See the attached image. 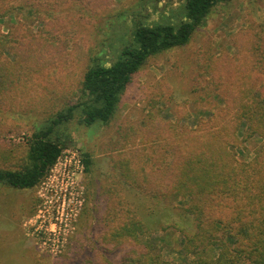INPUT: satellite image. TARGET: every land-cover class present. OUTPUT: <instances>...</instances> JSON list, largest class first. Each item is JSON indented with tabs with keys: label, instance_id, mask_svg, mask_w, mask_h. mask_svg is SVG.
I'll return each mask as SVG.
<instances>
[{
	"label": "rangeland",
	"instance_id": "374dc122",
	"mask_svg": "<svg viewBox=\"0 0 264 264\" xmlns=\"http://www.w3.org/2000/svg\"><path fill=\"white\" fill-rule=\"evenodd\" d=\"M33 1L32 17L0 19L1 170L24 165L35 131L81 101L83 75L95 58L110 65L131 42L136 22L175 24L183 5V0ZM262 43L264 0L220 4L185 46L148 59L108 124L83 128L81 112L74 109V120L52 136L63 144L62 153L43 179L29 190L0 188V264H118L122 246L109 242V233L120 222L119 204L143 220L140 238L146 244L179 262L180 236L163 233L170 225L163 215L169 210L171 225L182 222L180 204L148 199L127 183L138 180L163 193L164 144L177 140L183 151L194 149L202 131L228 127L230 107L242 97L258 102L264 72L255 47ZM249 74L255 82L242 81ZM234 138L231 154L238 162L251 161L261 139L248 138L242 129ZM101 247L107 254L96 259Z\"/></svg>",
	"mask_w": 264,
	"mask_h": 264
},
{
	"label": "trees",
	"instance_id": "16d2710c",
	"mask_svg": "<svg viewBox=\"0 0 264 264\" xmlns=\"http://www.w3.org/2000/svg\"><path fill=\"white\" fill-rule=\"evenodd\" d=\"M231 1L183 0L180 18L175 24L136 22L131 42L123 46L113 63L105 66L95 58L87 68L82 80L81 101L57 113L35 131L27 143L24 165L15 171L0 169V188L21 191L34 188L59 158L63 144L52 136L58 128L74 120V109L81 112L79 123L83 128L95 123L108 124L120 96L148 59L185 46L216 6ZM34 8L33 0H0V19L9 16L17 21L26 19L32 17ZM3 39L0 33V57L5 48ZM263 44L255 48L258 49V65L264 72ZM2 69L0 63V83H5ZM256 78L249 74L243 76L242 81L252 83ZM230 108L234 116L229 119L228 127L202 131L195 136L198 145L194 149L183 151L177 140L163 145V193L138 185L141 182L135 179L136 183H127L136 194L148 199L180 204L176 209L182 222L171 225L173 214L169 210L163 215L167 216L164 222L170 224L163 226V233L171 230L180 236L176 250L181 255L180 261L173 263L161 255L156 244H146L140 238L145 234V224L134 209L127 210L123 203L125 206L119 204L115 209L120 222L116 230L109 233V242L122 246L118 249L123 251L118 264H264V95L256 103H248L242 97ZM241 129L248 138L261 139L255 157L249 162H238L229 151V147L234 146L235 133ZM167 155L172 158L170 163L166 162ZM87 158L86 172L90 168ZM119 177L123 179V175ZM112 196L110 194V199ZM110 207L108 203L112 211L114 207ZM97 252L96 259L107 254L104 247Z\"/></svg>",
	"mask_w": 264,
	"mask_h": 264
},
{
	"label": "built area",
	"instance_id": "2783aa9c",
	"mask_svg": "<svg viewBox=\"0 0 264 264\" xmlns=\"http://www.w3.org/2000/svg\"><path fill=\"white\" fill-rule=\"evenodd\" d=\"M61 153H62V152H61ZM60 155H61V154H60ZM59 157H60V156H59ZM58 159H59V158H58ZM58 159H57V160H58ZM56 162H57V161H56ZM54 165H55V164H54ZM54 165H53V166H54Z\"/></svg>",
	"mask_w": 264,
	"mask_h": 264
}]
</instances>
